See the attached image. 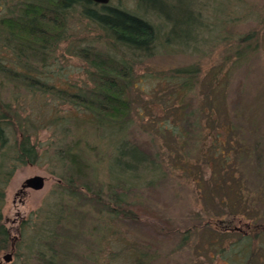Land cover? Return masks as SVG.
<instances>
[{"label":"rangeland","instance_id":"rangeland-1","mask_svg":"<svg viewBox=\"0 0 264 264\" xmlns=\"http://www.w3.org/2000/svg\"><path fill=\"white\" fill-rule=\"evenodd\" d=\"M12 1L0 0V15L7 12L8 3ZM165 1L161 9L164 14H172V6L177 7L172 8L173 13L185 10L186 4L200 13L205 28L195 31L197 39L193 42L200 49L183 50L179 45L162 47L136 62L129 83L130 113L124 122H98L83 106L27 87L0 71V100L10 101L18 110V117L26 120L31 141L41 154L37 162L17 166L5 185L1 212L12 241L8 248L0 251V264H48L47 259L52 260V264H132L133 251L142 246L152 257L148 264H228L219 249L234 241L236 233L201 230L195 245L178 249L179 235L171 230L200 220L195 217L197 211L203 206L210 208L209 191L217 182L207 181L212 178L210 154L214 151L209 136L194 135L191 122L175 116L178 104L173 88L176 81L165 75L178 65L197 60L204 74L201 86L205 90L215 70L213 66L224 53L223 39L227 37L231 41L250 30L258 32V49L244 62L227 67L229 85L227 88L226 84L219 86L214 98L218 104L240 109V123L259 128L256 134H264V0ZM111 2L129 8L136 6V0ZM136 9L153 22L159 19L150 7ZM161 16L168 23L164 15ZM96 30L78 16L70 17L65 34L69 38L54 46L46 63L38 58L30 59L35 67L32 75L69 90L88 84L86 69L89 66L71 50L73 45L83 42L82 36L92 37ZM20 61L11 46L4 42L0 31V63L22 70L24 60L20 58ZM224 82L222 79V84ZM238 98L240 101L234 104ZM201 102L206 104L205 100ZM248 103L251 104L246 106ZM177 120L179 123L175 125ZM79 134L90 159L96 160L95 175L104 183L109 180L108 161L120 140L136 144L147 154L153 168L135 185L128 182L124 191L128 199L144 210L152 209L156 217L145 213L143 219L137 221L113 219L110 222L113 231L108 232L106 224L90 205H78L76 199L60 193L59 174L64 166L55 155L54 147L62 138L68 140L71 135ZM248 137L252 142L253 136ZM236 157L232 159H238L236 165L247 175V185L255 190L259 178L243 158ZM10 166L6 164V168ZM214 169L217 174L221 172ZM36 174L44 177V186L40 189L25 186V179ZM212 191L216 198L221 195L219 189ZM60 211L61 219L55 221L53 218ZM47 215H51L47 217L51 226L49 221H42L47 220L44 219ZM246 221L244 217L237 222L239 229L244 230ZM20 222L25 226L19 238ZM18 238L16 248L14 245L11 248ZM7 252H11V258L5 261L3 256Z\"/></svg>","mask_w":264,"mask_h":264},{"label":"trees","instance_id":"trees-1","mask_svg":"<svg viewBox=\"0 0 264 264\" xmlns=\"http://www.w3.org/2000/svg\"><path fill=\"white\" fill-rule=\"evenodd\" d=\"M165 4V0H136V6L129 8L111 0L107 3L92 0H13L8 3L7 12L0 15V31L19 62L20 58L24 61L22 70L0 63V71L27 87L38 88L83 106L98 122H124L130 113L129 83L136 62L144 56L155 54L162 47L179 45L183 50L200 49L193 44L197 39L195 31L205 28L200 13L186 4L185 10L180 9L174 14L172 8L177 7L172 6V14H164L161 9ZM139 6L153 9L158 21L153 22L147 14L139 12L136 9ZM162 14L168 23L162 20ZM73 15L97 30L92 37L82 36L83 42L73 45L72 53L89 66L86 69L88 84L69 90L33 76L31 71L35 67L30 59L38 58L46 63L54 46L69 38L65 34ZM223 40L224 53L213 66L215 70L205 90L201 86L204 74L197 60L178 65L165 75L167 79L176 81L173 88L178 104L175 116L189 120L194 135L209 136L214 149L210 160L215 165L211 167L212 178L207 181L217 182L213 188L219 189L221 194L216 198L211 188L212 204L210 208L203 206L198 209L195 217L200 220L171 230L179 235L178 249L195 245L201 230L236 233L237 238L230 241L227 247L220 246L219 253L224 260L228 264H264V134H256L259 128L240 123V109L235 106L229 108L224 102L218 104L214 98L217 89L224 84L226 88L229 85L228 68L244 62L258 49V32L250 30L234 40L230 41L227 37ZM222 79L225 81L223 84ZM237 101L240 98L234 104ZM25 121L18 117V110L10 101L0 100V251L8 248L12 241L10 229L3 221L1 212L8 177L17 166L35 163L41 155L31 141ZM177 123L179 120L175 125ZM81 135H71L68 140L62 138L54 147L55 155L64 166L59 174L60 193L76 199L78 205H90L106 224L108 232L112 230L110 222L113 219L137 221L143 219L145 213L156 217L152 209H142L140 204L128 199L124 191L128 182L135 185L145 172L153 168L147 154L136 144L120 140L108 161L109 180L104 183L95 175L96 160L90 159ZM248 136H253L252 142L247 139ZM234 155L243 158L259 178L255 190L247 185V175L241 171L239 164L236 165L238 159H232ZM9 163L11 166L8 169L6 164ZM233 164L235 166L232 168ZM214 168L221 172L217 174ZM60 213L54 216L55 221L61 219ZM244 217L247 221L244 230H241L237 222ZM42 221L46 223L49 219ZM47 223L52 225L50 221ZM24 226L25 223H19V238ZM19 238L13 243L15 248ZM133 254L132 264H148L152 258L143 246L135 249ZM45 261L48 264L53 262L50 259Z\"/></svg>","mask_w":264,"mask_h":264},{"label":"water","instance_id":"water-1","mask_svg":"<svg viewBox=\"0 0 264 264\" xmlns=\"http://www.w3.org/2000/svg\"><path fill=\"white\" fill-rule=\"evenodd\" d=\"M96 3H107L109 0H92ZM25 186H29L35 189H40L44 186V177L42 175L36 174L33 176H29L24 181ZM11 248H13V244L11 245ZM5 261L10 260L11 258V252H7L3 256Z\"/></svg>","mask_w":264,"mask_h":264}]
</instances>
